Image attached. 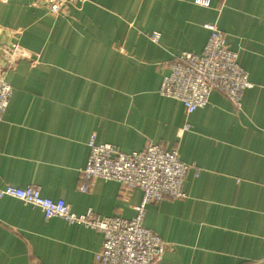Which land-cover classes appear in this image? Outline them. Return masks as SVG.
Masks as SVG:
<instances>
[{"label": "crops", "instance_id": "crops-1", "mask_svg": "<svg viewBox=\"0 0 264 264\" xmlns=\"http://www.w3.org/2000/svg\"><path fill=\"white\" fill-rule=\"evenodd\" d=\"M30 2L0 0V46L18 32L32 57L7 75L0 188L35 186L77 215L130 220L140 190L81 182L90 138L123 154L149 143L176 150L199 173H187L186 198L146 207L144 227L167 245L157 264L264 262V0H212L209 9L194 0H85L63 16ZM206 23L238 54L249 87L238 109L214 91L187 114L158 89L175 55L202 53ZM102 242L97 231L0 199V264H96Z\"/></svg>", "mask_w": 264, "mask_h": 264}, {"label": "built area", "instance_id": "built-area-1", "mask_svg": "<svg viewBox=\"0 0 264 264\" xmlns=\"http://www.w3.org/2000/svg\"><path fill=\"white\" fill-rule=\"evenodd\" d=\"M84 1L31 0L30 6L63 16L69 7L79 6ZM193 3L202 8L212 7V0H194ZM203 29L208 32V38L202 53L182 52L175 55L168 65L169 73L163 78L158 94L182 103L187 114L204 108L214 91L238 109L249 87L247 74L239 65L238 54L227 48L225 35L217 24L206 23ZM19 37L16 32L8 43L0 46V122L12 95L7 75L19 61L32 59L31 54L19 45ZM148 37L157 43L160 36L153 33ZM88 148L87 162L80 172L81 182L112 181L119 184L125 194L140 190L142 198L134 207L132 219L100 218L94 216L91 210L77 215L64 201L42 197L35 186L0 188V199L13 198L37 208L46 221L58 218L67 224L99 232L103 242L95 256L96 264H157L167 250V245L144 227L146 207L164 198H186L183 190L185 177L190 170L197 177L198 168L183 163L176 150L167 151L151 143L139 152L123 154L110 144H97L92 136ZM79 191H88L84 183Z\"/></svg>", "mask_w": 264, "mask_h": 264}, {"label": "water", "instance_id": "water-1", "mask_svg": "<svg viewBox=\"0 0 264 264\" xmlns=\"http://www.w3.org/2000/svg\"><path fill=\"white\" fill-rule=\"evenodd\" d=\"M260 264H264V262L260 263Z\"/></svg>", "mask_w": 264, "mask_h": 264}]
</instances>
